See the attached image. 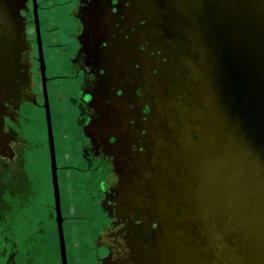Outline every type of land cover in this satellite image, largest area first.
<instances>
[{"label":"flooded vegetation","instance_id":"af4514ba","mask_svg":"<svg viewBox=\"0 0 264 264\" xmlns=\"http://www.w3.org/2000/svg\"><path fill=\"white\" fill-rule=\"evenodd\" d=\"M25 2L0 0V160L14 157L15 140L4 128L6 120L15 122L10 106H18L22 131L26 118L20 108L23 103L37 105L27 84L31 59L23 40L29 21ZM36 3L42 52L44 46L70 52L65 60L58 56L63 64L47 83L77 84L69 87L78 97L84 134L81 148L86 155L80 159L89 158L91 172H101L97 203L112 244L103 263L163 264L160 227L190 209L186 196L175 188L177 178L185 175L180 171L183 154L197 152L208 142L209 113L199 84L203 68L189 41L173 33L176 28L167 23L161 0ZM36 55L38 64V50ZM22 140L18 137L21 159L26 145ZM58 171L57 166L59 186Z\"/></svg>","mask_w":264,"mask_h":264},{"label":"water","instance_id":"95a60500","mask_svg":"<svg viewBox=\"0 0 264 264\" xmlns=\"http://www.w3.org/2000/svg\"><path fill=\"white\" fill-rule=\"evenodd\" d=\"M161 1L173 33L189 41L203 68L200 97L209 113L208 142L185 151V175L175 186L190 209L160 227L162 263L264 264V0ZM32 4L60 264H67L36 0Z\"/></svg>","mask_w":264,"mask_h":264},{"label":"rangeland","instance_id":"374dc122","mask_svg":"<svg viewBox=\"0 0 264 264\" xmlns=\"http://www.w3.org/2000/svg\"><path fill=\"white\" fill-rule=\"evenodd\" d=\"M25 4L29 21L23 29V40L31 59L27 84L37 105L23 103L20 108L21 116L27 119L22 131L18 129L17 105L10 106L15 122L6 120L4 124L15 144L12 161L0 160V264H60L30 0ZM42 17L45 28L46 15ZM43 52L49 80L56 75V67L63 64L58 56L65 60L70 52L45 46ZM68 73L72 76L73 67ZM69 85L77 84L53 80L47 83L67 264H104L103 258L112 244L107 236L111 229L97 203L101 172H91L93 162L89 158L87 162L80 159L86 155L81 148L84 134L76 108L78 97ZM18 137L23 144L26 142L23 159L18 156Z\"/></svg>","mask_w":264,"mask_h":264}]
</instances>
